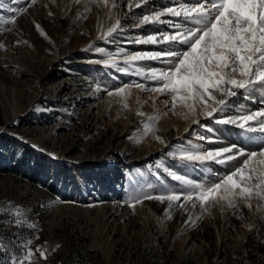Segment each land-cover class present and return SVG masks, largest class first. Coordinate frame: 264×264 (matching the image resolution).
Wrapping results in <instances>:
<instances>
[{
  "label": "rangeland",
  "instance_id": "obj_1",
  "mask_svg": "<svg viewBox=\"0 0 264 264\" xmlns=\"http://www.w3.org/2000/svg\"><path fill=\"white\" fill-rule=\"evenodd\" d=\"M61 1L63 0L59 2ZM4 2L10 4V0H4ZM85 3L86 0H81L80 4L69 0L66 8L58 7L57 9V7H48L44 3L39 4L37 0L31 4L30 0H20L19 3L10 4V6L25 10L16 15L14 22L0 25L5 28L0 31V36H3L2 40L5 41V33L10 32L17 37L16 40L19 43L16 44L26 39L37 41V45L43 46L42 50L45 51L59 45L57 48L62 52L67 50L73 53L70 55L73 57L72 60H83V63L74 64L76 72H83V76H86L88 81L94 84L99 82L108 90L131 84L133 81L142 82L132 74L121 73L102 63L109 53H115L112 48L107 49L109 46L106 45L105 40L98 42L96 38H92L86 43L77 41L78 36L92 35L93 24H96L101 16L100 4L89 2L87 6L90 11L85 12L83 11ZM51 4L55 5L54 2ZM80 6L83 7L79 8ZM78 12L82 14L81 19H76ZM49 13L54 16L56 14L58 17L57 27L52 29L43 24V18ZM11 16L12 14L7 10H0V17L5 20L11 21ZM85 16L86 18H83ZM112 17L108 15L107 22H110ZM114 39L116 42H106L118 47L117 37ZM97 48H103L105 52H98ZM117 59L121 67L122 57ZM60 73L67 74V72ZM119 73L122 78L116 82ZM23 90L29 98L35 94V89L25 87ZM104 96L98 100H102ZM108 98L106 100L108 105H102L104 113L101 122L98 123L94 114L82 115L74 120L76 122L75 126L73 124L74 128L66 131L71 133V140L73 139L72 141L76 144L90 138L92 143L101 146L112 133V124H121L123 120L132 124L129 125L128 138L136 145L133 153L126 158L125 165L118 167L119 172H124L121 176L123 180L120 183L119 194H125L126 202L134 188L150 191L147 187L149 184L159 188V181L150 172V169L156 171L154 166L158 161L177 168L178 161L167 155L168 152L173 151L174 147L186 146L188 142H192L203 143L206 149L209 148V144L199 140L195 135L199 132L207 136V132L192 124L190 118H182L181 114H187L186 108L177 106L175 114L170 112L166 103L170 107L171 100L167 96L140 91L132 87L126 100L127 107H123L125 101L122 97L108 96ZM49 105L48 101H42L41 109H37L35 114H28L24 110L23 114L13 121L8 120L10 112H6L0 105V264H9L10 257L13 255H23L19 244L28 239L32 240L33 249L43 246L47 250V259L39 258V253H35L36 264H151L152 259L149 255L152 253L157 255V259L162 261V264H264V217L259 213L254 217L253 210L246 207L245 202H237L238 207L235 209L225 207L224 212L219 207H213L218 210L214 209L215 220L201 216L195 226L188 227L184 223L188 219L187 213L176 209L174 213L172 212L171 220L166 216L167 202L144 200L142 204L155 207L153 209L157 214L159 213L161 221L168 222L167 231L162 234L154 227L145 229L140 221H137L139 218L137 213L131 212L126 216L132 224L134 223V234L130 237L121 228L115 227L116 231L112 229L111 225L113 226L114 222L110 223V221L118 220L119 215L109 212L103 220L94 210L90 214L82 211L81 208L86 206L85 201L72 202L66 187L67 178L63 182L66 185H62L63 180H59L60 174L58 178L57 174L54 175L57 171L50 168V155L45 150L28 144L25 140L28 137L33 138L26 130L28 117L35 119L34 116L37 115L41 121L48 120L49 117L41 111L49 108ZM128 105H132L133 108L130 109ZM157 109L160 110L159 113ZM143 110H146L144 116L136 115L137 111L143 112ZM149 115L159 116L154 125L157 135L162 125L172 129L173 136L166 143L173 147H166L159 143L151 134L143 136L140 142H136L143 133L142 121ZM199 120L201 123L206 121L203 116H200ZM175 125H178V128ZM185 129L190 131L185 132ZM147 140L154 142L158 147L150 149L148 144H144ZM45 145V147L50 146V143L47 142ZM56 158L60 159L59 156ZM58 163H61V168L65 171L62 173L71 179L72 175L69 177V174H72V170L69 163L65 160H58ZM209 164L204 166H208L207 174L214 181L217 178L215 173H223L225 169L216 170L214 166L217 164ZM200 167L202 166L198 163L189 164L187 167H179L178 171L196 181H208L203 174H199ZM209 169L212 171L210 172ZM160 176L166 185L180 187L178 182L167 176L162 169ZM71 190L77 191L78 188ZM60 198H64L63 202H66L68 206L61 203ZM13 207L22 208L24 218L36 227L34 229L26 226L17 227L15 225L17 217L12 212ZM197 210L200 209L197 208L195 214H198ZM217 228H220L219 234H217ZM182 235L188 237L189 243L181 247L179 240ZM106 245L110 250L112 248L110 256L106 255Z\"/></svg>",
  "mask_w": 264,
  "mask_h": 264
},
{
  "label": "snow or ice",
  "instance_id": "obj_2",
  "mask_svg": "<svg viewBox=\"0 0 264 264\" xmlns=\"http://www.w3.org/2000/svg\"><path fill=\"white\" fill-rule=\"evenodd\" d=\"M19 2L10 0V4ZM73 2L80 4L81 0ZM89 2L97 0H86L85 12L90 11L87 6ZM109 2L98 0V4L108 8L111 13L118 5L116 0H111L110 6ZM127 2L131 11L133 7L147 5L150 0ZM31 3H35V0H30ZM10 4L0 0V10L12 14L11 21L0 17V25L14 22L16 15L25 10L11 7ZM81 18L82 14L78 12L76 19ZM138 19L139 23L135 27L164 24L169 30L154 29L152 34L126 43L161 47L135 53L120 48L114 54L109 53L102 63L121 73L151 81L153 86L133 81L108 90L97 82L94 91L103 90L110 97H122L125 101L123 107H127L126 100L132 87L167 96L171 100L170 107L166 103L170 112L175 114L177 106L186 108L187 114H181L182 118H190L192 124L212 134L205 136L197 132L195 135L199 140L214 145L228 140L220 129L209 123H201L199 117L203 116L217 125L232 126V129L237 130L236 135L246 140L249 146L230 141L223 146L207 149L203 143L192 142L174 147L167 155L178 161L177 168L158 161L154 166L156 171L150 169V172L159 181V188L151 184L147 186L150 191L134 188L129 193L128 207L135 208L144 200L167 202V218L170 219L172 212L180 209L188 214L184 222L188 227L195 226L200 218L195 214L197 208L201 214L215 206L235 209L238 200H243L250 210L253 201L256 202L257 211L264 210V107L251 110L235 100H255V94L264 91V0H169V5L143 14ZM3 30L5 28L0 27V31ZM123 30V22L117 18L106 31L100 32L98 39L116 42L114 37ZM96 51L104 53L105 49L97 48ZM117 57H122L123 67H120ZM141 61L159 62L161 67L138 64ZM258 102L264 104V97ZM159 111L157 109V113ZM136 115L145 114L137 111ZM158 119V115H149L142 121L143 133L136 142L151 134L159 143L173 147L157 135L154 125ZM188 131L190 129H185V132ZM196 163L201 166L214 163L225 171L215 173L217 178L214 181H196L178 171L179 167ZM161 169L180 187L166 185L160 176ZM12 212L17 217V227H36L24 218L22 208L13 207ZM31 245V239L20 243L23 255H13L9 264H36L35 253H39V258L47 259V250L43 246L33 249Z\"/></svg>",
  "mask_w": 264,
  "mask_h": 264
},
{
  "label": "bare ground",
  "instance_id": "obj_3",
  "mask_svg": "<svg viewBox=\"0 0 264 264\" xmlns=\"http://www.w3.org/2000/svg\"><path fill=\"white\" fill-rule=\"evenodd\" d=\"M59 1L37 0L39 4L44 3L48 7H57V9L58 7L62 9L66 8V4L69 0H63L61 2ZM52 2H54L55 5H52ZM116 3L118 6L113 9L111 13H109L108 8H105L102 4H100L101 6L99 7V10L101 12V16L98 20L96 19V24L92 23V35L78 36L77 41L86 43L92 38H96L98 42L102 41V39H98L100 32L102 30L106 31L107 28L110 27L117 18H119L123 22L124 26V30L115 36L117 37L119 45L118 47H115L105 40L106 45L109 46L107 49L112 48L115 50V53L120 48H125V50L129 53L158 50V48L161 46L126 42L132 41L140 36L152 34L154 29H160L162 31L169 30L168 26L164 24L135 27V25L139 23V17H141L143 14L151 12L152 10H157L164 5H169V0H150V3L147 5H142L139 8L133 7L131 11H129L127 0H116ZM110 4L111 0L109 2V6ZM82 7L83 6H80L79 8ZM108 15L113 16L110 22H107ZM57 18L58 17L56 14L55 16L52 14H47L45 15V18H43V24L50 29L57 27ZM165 19L171 18L166 17ZM89 23L91 24V22ZM2 38L3 36H0V105L6 112H10V117L8 120L13 121L15 118L23 114L24 110H26L28 114H35V111L41 109L40 104L42 101H48L50 103L49 108L41 111L43 114L49 117L48 120L41 121L37 115L34 116L35 119L28 117V125L26 130L31 133L33 138L28 137L25 138V140L28 142V144L35 145L37 148L45 150V152L50 155V168L54 169V171H57L54 172V174H57V178L60 174L59 180H63L62 185H66L63 182L67 178L68 184L66 187L67 190H69L68 194L73 200L72 202H75L74 200H84L86 206L81 208L82 211L84 210L86 213L90 214V212L94 210L96 215L101 217L103 220L106 218V215L109 212L119 215L120 218L118 220L120 221L117 223L118 220H111L110 223L114 222V225H111V227L113 230L116 228H121L125 234L128 233L129 237L131 235L133 236L134 234V223L132 224V221H129V219L126 217L131 212L137 213L139 217H137V221L139 220L142 227L145 229L149 230L154 227L156 228L157 232L162 234L166 232L168 222L164 223L161 221L162 218L158 216L159 213L157 214V212H155L153 209L155 207L141 203L137 204L135 208L131 209L124 200L126 198L125 194H119L120 183L123 180L121 176L124 174V172H119L118 167L125 165L126 158L131 153H133L132 151L136 145V143H133L132 140L128 138L129 125L132 124H128L127 120H123L121 124H112V133L101 146H98L96 143H92L89 140L90 138H88L83 143L76 144L74 141H72L73 139L71 140V133L66 131L72 127L74 128L76 123L74 120L82 115L87 116L88 114H94L98 123L101 122V120H103L102 118L104 113L102 110V105H108L106 104V100L109 98L106 94V91H94L96 84L88 81L87 77L83 76V72H76L74 64L83 63V60H72L73 57L70 55L73 53L71 54L67 50L62 52L57 48L59 45H56L55 48L53 47L52 49H47L45 51L42 50L43 46L41 47V45H37V41L31 39H26L24 42L16 44L17 37L10 32L5 33V41H3ZM121 64V67H123L124 65L122 60ZM138 64H146L152 67H161L159 62L155 61H141L138 62ZM60 72H67V74L62 75ZM121 78V73H119L115 81H120ZM138 78L141 80L140 77ZM141 81L142 83L147 84L149 87H151L153 84L151 81ZM86 86L88 87L86 88ZM101 86L102 88L106 87L102 84ZM25 87L27 89H35V94L29 98L23 92ZM102 96H104V98L102 100H98ZM261 97H264V91H258L255 94V100L244 101L242 98H235V100L238 103L245 104L248 109L258 110L261 107H264V104H260L258 102L260 101ZM24 103H26L25 106ZM128 106L130 109L133 108L132 105ZM143 113H146V110H143ZM205 123H209L210 126L220 129L223 131L224 136L228 137V140H222L220 145L209 144V148L223 146L230 141H235L238 144H244L245 147L249 146L246 140L236 135L237 130L232 129V126L217 125L207 120ZM175 127L178 128V125H175ZM158 132L159 136L164 138L166 142L173 136L172 129L168 128L166 125H162ZM209 135L212 134L207 133V136ZM47 142L50 143V146L45 147ZM144 144H148L150 149L158 147V145H156L154 142L148 140L144 142ZM57 156L60 157L58 160H65L69 163L70 169L72 170V174H69V177L72 175L70 177L72 180L69 179L65 173H62L65 171H63L64 169L61 168V163H58L56 158ZM214 167L216 170L223 168L220 165ZM207 169L208 166L200 167L199 174H203V176L209 181L212 180V178L210 179V175L208 176ZM77 188V191L71 190H76ZM60 199L61 203L67 205L66 202H63L64 198ZM238 202L244 201L238 200ZM252 204L253 216L255 217L257 213H259L262 217H264V210L257 211L256 202L253 201ZM215 207H219L222 212L225 210V207ZM214 209L213 207H210L208 211L203 214H201V210H197L198 214L196 215L199 217H208L215 220V210L217 209ZM90 216L91 215H89V217ZM218 224H220V222ZM216 231L217 234L221 232L220 228H217ZM187 238L188 237L183 235L180 237L179 241L181 247L184 246L185 243H189ZM105 248L107 249L106 255L110 256V251L112 248L110 250L107 245ZM149 258L152 259L150 260L153 264H162V261L157 259V255L155 253L150 254Z\"/></svg>",
  "mask_w": 264,
  "mask_h": 264
},
{
  "label": "built area",
  "instance_id": "obj_4",
  "mask_svg": "<svg viewBox=\"0 0 264 264\" xmlns=\"http://www.w3.org/2000/svg\"><path fill=\"white\" fill-rule=\"evenodd\" d=\"M55 175V174H54ZM159 257H160V255H159ZM164 262V261H163Z\"/></svg>",
  "mask_w": 264,
  "mask_h": 264
}]
</instances>
